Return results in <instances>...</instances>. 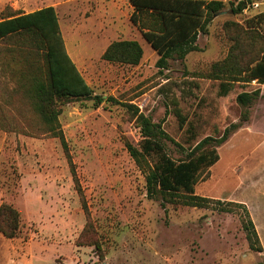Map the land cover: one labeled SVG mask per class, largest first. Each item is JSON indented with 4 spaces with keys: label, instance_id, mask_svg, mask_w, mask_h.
Masks as SVG:
<instances>
[{
    "label": "rangeland",
    "instance_id": "obj_1",
    "mask_svg": "<svg viewBox=\"0 0 264 264\" xmlns=\"http://www.w3.org/2000/svg\"><path fill=\"white\" fill-rule=\"evenodd\" d=\"M218 1L226 9L200 35V51L161 71L159 56L130 22L129 0H0V20L54 7L80 73L94 95L112 99L100 107L83 99L62 107L59 120L81 197L60 141L40 128L17 88L32 64H44L43 49L27 35L0 42V207L20 213L17 238L0 233V264H264V84L236 83L222 97L221 80L208 77L233 45L225 24L264 13V0H246L239 15L229 3L240 0ZM124 40L142 46L139 65L102 59L111 43ZM258 89L253 105L237 102L239 94ZM127 105L162 127L171 139L164 140L165 149L175 160L206 137L220 138L231 125H241L197 183L196 194L213 200L208 208H163L160 199L148 198L146 175L127 149L128 142H141ZM245 112L248 121L242 122ZM243 207L262 252L250 248Z\"/></svg>",
    "mask_w": 264,
    "mask_h": 264
},
{
    "label": "trees",
    "instance_id": "obj_2",
    "mask_svg": "<svg viewBox=\"0 0 264 264\" xmlns=\"http://www.w3.org/2000/svg\"><path fill=\"white\" fill-rule=\"evenodd\" d=\"M252 3V1H251ZM133 12L130 22L157 53L156 66L168 69L171 61H184L193 52L200 51L198 40L208 34L212 21L226 9L218 0H129ZM232 14L239 15L247 8V1L229 3ZM233 45L228 56L215 62L208 77L221 80L219 94L226 97L236 83L249 84L257 81L264 84V13L245 20L242 24H225ZM30 36L37 49H43L44 64H32V71L19 77L17 88L31 111L40 120V128L57 138L68 158L79 195L82 189L68 154L67 142L59 117L64 104L72 100H94L100 107L112 99L94 95L78 67L68 54L59 18L54 7L9 16L0 20V42L14 37ZM143 58V48L135 40L115 41L109 45L102 59L109 63L137 66ZM30 72V73H29ZM261 96V90L243 92L237 102L248 107ZM141 132L138 146L127 143V149L137 166L145 173L146 191L149 199H160L163 208L174 207L208 208L213 200L196 194L201 174L218 163L217 148L228 141L241 125L233 124L220 138L206 137L190 148L182 160L173 159L166 151L164 140H171L159 124L140 113L135 106H126ZM177 116L182 119L180 110ZM248 112L242 122L248 121ZM219 205L223 203L217 201ZM230 206H243L228 203ZM244 208L242 227L250 248L262 252V246L248 210ZM83 209L89 218L86 204ZM221 211L231 212L232 209ZM91 229L90 221L84 233ZM20 232V213L11 205L0 207V233L7 239L17 238Z\"/></svg>",
    "mask_w": 264,
    "mask_h": 264
},
{
    "label": "crops",
    "instance_id": "obj_3",
    "mask_svg": "<svg viewBox=\"0 0 264 264\" xmlns=\"http://www.w3.org/2000/svg\"><path fill=\"white\" fill-rule=\"evenodd\" d=\"M133 25V24H132ZM134 26V25H133ZM135 27V26H134ZM136 28V27H135ZM137 29V28H136ZM62 30V29H61ZM141 34V33H140ZM142 36V35H141ZM66 44V43H65ZM66 48H67V51H68V54L69 56L71 57V59L74 61V58H75V55H74V52L76 51V49L73 47L71 48V51H70V48L68 47V45L66 44ZM74 63L76 64V62L74 61ZM77 66V65H76Z\"/></svg>",
    "mask_w": 264,
    "mask_h": 264
},
{
    "label": "built area",
    "instance_id": "obj_4",
    "mask_svg": "<svg viewBox=\"0 0 264 264\" xmlns=\"http://www.w3.org/2000/svg\"><path fill=\"white\" fill-rule=\"evenodd\" d=\"M257 6V5H256Z\"/></svg>",
    "mask_w": 264,
    "mask_h": 264
}]
</instances>
